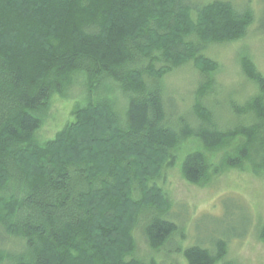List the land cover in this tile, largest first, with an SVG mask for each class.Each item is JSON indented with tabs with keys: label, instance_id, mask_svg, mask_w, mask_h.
Here are the masks:
<instances>
[{
	"label": "trees",
	"instance_id": "trees-1",
	"mask_svg": "<svg viewBox=\"0 0 264 264\" xmlns=\"http://www.w3.org/2000/svg\"><path fill=\"white\" fill-rule=\"evenodd\" d=\"M233 2L0 0V264H143L140 223L153 251L225 259V238L175 246L180 227L157 179L190 139L189 183L228 168L264 173V73L249 57L240 62L254 92L216 117L219 64L205 51L243 39L255 18L250 0ZM183 64L202 81L177 117L164 80ZM75 85L84 104L40 141L53 96Z\"/></svg>",
	"mask_w": 264,
	"mask_h": 264
},
{
	"label": "rangeland",
	"instance_id": "rangeland-1",
	"mask_svg": "<svg viewBox=\"0 0 264 264\" xmlns=\"http://www.w3.org/2000/svg\"><path fill=\"white\" fill-rule=\"evenodd\" d=\"M210 0H202V2ZM240 7L247 0H234ZM255 18L246 36L235 42L210 45L205 54L215 59L219 68L213 75L214 97L219 105L216 117L224 123L227 118L220 106L234 97L241 100L255 90L241 67L242 55L249 57L264 73V0H250ZM201 76L192 64H183L164 80L166 91L172 99L170 113L183 116V110L192 105L196 98ZM75 85L63 95H54L51 107L37 138L45 141L53 138L57 131L72 120V110L84 104L83 93ZM212 100V99H211ZM214 100V101H215ZM210 99L204 100L208 107ZM195 140H188L178 153L177 163L163 169L157 184L171 202L169 217L180 227L175 246H208L218 238L227 240L225 259L216 264L230 261L235 264H264V238L260 228L264 224V173L254 174L249 170L228 168L204 184H192L183 179L180 164L186 153L194 147ZM188 151V152H187ZM142 223L134 229L136 252L143 264L154 258L156 264H187L180 253H168L165 248L151 250L142 234ZM186 245V246H183Z\"/></svg>",
	"mask_w": 264,
	"mask_h": 264
}]
</instances>
